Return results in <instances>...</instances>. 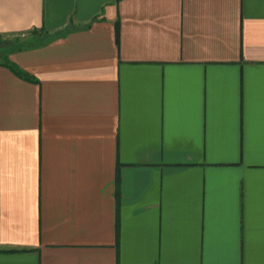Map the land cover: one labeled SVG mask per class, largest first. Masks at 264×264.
I'll list each match as a JSON object with an SVG mask.
<instances>
[{
  "label": "crops",
  "instance_id": "1",
  "mask_svg": "<svg viewBox=\"0 0 264 264\" xmlns=\"http://www.w3.org/2000/svg\"><path fill=\"white\" fill-rule=\"evenodd\" d=\"M25 34L0 264H264V0H0Z\"/></svg>",
  "mask_w": 264,
  "mask_h": 264
},
{
  "label": "rangeland",
  "instance_id": "2",
  "mask_svg": "<svg viewBox=\"0 0 264 264\" xmlns=\"http://www.w3.org/2000/svg\"><path fill=\"white\" fill-rule=\"evenodd\" d=\"M28 38V34L19 35V36H4L0 37V45H4L7 42H12L13 40L17 39L18 41L24 40Z\"/></svg>",
  "mask_w": 264,
  "mask_h": 264
},
{
  "label": "trees",
  "instance_id": "3",
  "mask_svg": "<svg viewBox=\"0 0 264 264\" xmlns=\"http://www.w3.org/2000/svg\"><path fill=\"white\" fill-rule=\"evenodd\" d=\"M35 32H36V30H33V31H32V33H35ZM4 58H5V57H3V59H4ZM18 73H19V74H22L20 71H18ZM23 75L26 77L25 74H23Z\"/></svg>",
  "mask_w": 264,
  "mask_h": 264
}]
</instances>
